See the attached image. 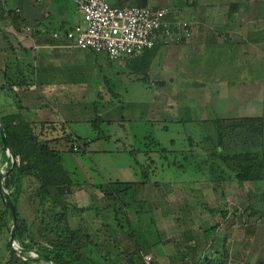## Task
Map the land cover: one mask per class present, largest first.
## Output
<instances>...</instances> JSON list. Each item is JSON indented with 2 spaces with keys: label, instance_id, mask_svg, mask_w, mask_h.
<instances>
[{
  "label": "rangeland",
  "instance_id": "obj_1",
  "mask_svg": "<svg viewBox=\"0 0 264 264\" xmlns=\"http://www.w3.org/2000/svg\"><path fill=\"white\" fill-rule=\"evenodd\" d=\"M171 1L174 2V0ZM240 1L242 3L240 5L241 16L245 17L243 18L245 21L243 25L235 27L242 28L243 37L247 40L256 36L262 38V42L258 43L257 49L252 51L249 49L250 44L247 43L245 56L240 54L239 57L228 56L226 58L225 62L231 59V63L234 64L238 59L243 63L244 66H239L240 71L237 70L238 68L235 71V67L232 66H226L230 71L223 74L209 73L208 71L201 79L204 83L202 86L200 81H197L199 84L194 82V85L193 83L186 84L184 81H179L177 77L182 74H179L174 67L169 65L164 69L162 77H165L168 82L177 79L175 80L179 82L177 84L182 85L183 83L182 86H185V88L182 90L173 89L174 93H172V90H164L162 91L163 94L158 97L160 99H158L155 97L159 87L156 82V74L146 79L148 73L146 71L149 67V60H153V58L155 63L159 62V68L162 67V51L155 50V48L148 49L142 52L143 58L135 65L128 61H117L111 66L113 70L119 73V75H116L118 82L115 81V84L121 96L117 99V103L121 104L119 102L122 101L125 103V107L121 110L118 106L116 110H112L108 114L103 113L104 116L97 113L93 114L95 117L100 115L99 117L105 120L110 118L118 121L111 125L107 124L106 121L100 122L103 132L111 136L108 141L93 142L89 147L92 150L91 154H64L65 167L75 171L77 179L92 180L101 184L108 180L135 181L141 178L139 168L134 166L133 157L129 153L126 151L104 153L99 151L102 148L118 150V148L127 147L130 149L144 136L151 134L165 145L171 139H175L177 143L175 146L180 149L189 142V136L193 137L194 119H209L215 116H264V0H251V4L250 0ZM222 11H225L224 16H226L229 6L226 4ZM172 12L178 15L176 17L178 21L186 22L181 12ZM237 15L239 16V13ZM251 16L256 19L254 23H250L248 20ZM151 66L153 67H150L151 70H157L156 65ZM131 67H134L137 73L132 71ZM194 69L196 70L193 67ZM190 75L194 80L199 77L198 74L192 75V73L187 72L186 74L183 73L182 76ZM195 76L198 77L194 78ZM151 102H153L155 109L149 106ZM148 108L150 109L143 112L144 117L142 118L141 109ZM137 110L140 112H134ZM166 124H168V128H164ZM71 127L79 135L96 136L91 124L81 126L72 123ZM183 162L186 163L184 160ZM4 171L7 172V165H5ZM180 174V172H177L176 175L179 176ZM159 175L160 173L157 172L153 179H162L161 185L165 184L163 190L161 188L141 189L136 197L126 199L128 201V211L131 215L130 223L127 222L124 212L120 213V219L117 216L115 209H119L120 202L113 204V207L109 210L95 209L90 212L89 209L88 213L82 216L84 219H88L96 230L99 228L101 231L100 233L91 232L96 240L103 242L111 237V241H113L114 234L117 233V242L122 247L125 244H127V247H134L136 243L133 245V242H135L133 239L135 237L138 239L143 251L136 256V259L125 262V264H135L136 262L137 264H143L142 254H151L154 260L153 264H183L180 252L186 251V248L184 244H181V241L186 238L185 230H190L193 233L194 226H211L219 222L222 223V226L233 228H244L245 230L259 228L264 230V179L247 186H240L236 181H223L221 184H217L209 182L204 177L201 178L202 174L193 170V167L190 166L186 168L178 182H167L165 178L172 175L170 170ZM25 187L34 190L36 183L34 180L27 182ZM159 199L160 201H158ZM137 202L145 203L136 204ZM97 204H100V202L97 201ZM19 209L29 219L37 218L34 217L36 216L34 204L29 202L19 207ZM136 209H139L140 212L135 213ZM148 209L152 213H149ZM222 211L230 212L227 218L224 219ZM252 211H255V213L253 214ZM98 212L101 213V217L96 220L95 214L97 215ZM48 217L49 220H53L52 217ZM152 218L155 219L153 222ZM77 222V220L71 219L73 227L78 224ZM103 222H109L110 224L106 227ZM119 222L122 227L118 225ZM131 227L132 230L136 231L135 237L131 236L132 238L125 233V231H130ZM122 228L125 231H121ZM158 237V241L155 242ZM9 239L10 230L0 228V259L14 254ZM18 245L20 244L18 243ZM20 247L22 248L21 245ZM152 247L153 249L157 248V254L152 252L154 251ZM27 253L32 258L36 257L30 251ZM18 264L50 263L42 258L38 261L31 259L30 263L20 261ZM120 264L124 263L121 262Z\"/></svg>",
  "mask_w": 264,
  "mask_h": 264
},
{
  "label": "crops",
  "instance_id": "obj_2",
  "mask_svg": "<svg viewBox=\"0 0 264 264\" xmlns=\"http://www.w3.org/2000/svg\"><path fill=\"white\" fill-rule=\"evenodd\" d=\"M110 2L115 6L128 4L170 7L172 11L181 12L185 17L183 19L188 25L187 30L190 35H185L183 28L180 30L179 41L163 40L156 44L155 50L163 52L161 68H159V62H154V58L148 62L146 78L156 74V82L159 84L156 98L162 95L164 90H172L174 93L173 89H184L183 83L177 84L179 83L175 81L177 79L186 84L193 83V85L194 82L197 84V81H200V85L203 86L201 79L208 71L223 74L230 71L226 66L235 67V71L238 68L237 70L240 71L239 66L243 63L238 59L234 64L231 63V59L225 62L226 58L239 57L240 54L245 56L247 43L250 44L249 49L252 51L262 42L260 36L247 40L243 37L242 28L235 27L243 25L245 21L243 20L245 17L241 16L240 7L232 17H229L230 5L236 2L241 5L240 0H174V2L171 0H111ZM226 4L229 6V11L224 16L225 11L222 10ZM5 7L7 10L17 11L19 28H15L8 18L0 20V113L2 115L19 112L18 103L20 102L23 106L21 109L23 115L37 124L35 128L37 134L42 132V136L55 137L57 129L62 128V124L67 125L69 132L78 134L72 129V123L81 126L92 124L96 118L93 114L97 112L104 116L103 113L108 114L116 110L118 106L123 110L125 103L122 101L119 102L121 104L117 103V99L121 96L115 84V81L118 82L116 75L119 73L111 66L117 61H128L135 65L143 58L142 53L128 60H113L106 53L64 46L65 41L53 37L54 32L66 31L76 24L85 26L82 16L74 5V0H5ZM176 17L178 15L175 12L170 13L168 19L172 25L177 21ZM248 20L254 23L256 19L251 16ZM150 64L156 65L157 70H151ZM169 65L179 74L183 75L187 72L192 75L198 74L199 77L195 76L194 78H198L194 80L191 75L185 77L180 75L177 79L168 82L165 77H162V73ZM193 67L196 70H193ZM131 69L137 73L134 67ZM7 74L19 81L26 80L27 83L15 84L11 87L7 82ZM149 104L152 109H155L153 102ZM149 109H141L142 118L143 112ZM40 123H43V126ZM52 125H56V129L52 128ZM4 151L6 150L0 147V168L3 170L8 164ZM99 151L113 153L107 148ZM73 172V178L77 179L75 171ZM85 180H79L78 185L66 189L64 199L78 208L90 209V212L95 209L109 210L111 202L98 187L99 183ZM151 188L156 187L148 185L142 189ZM160 188L163 190L165 184ZM97 201L100 204H97ZM29 202L34 204L36 209L34 217L37 218L31 220L20 213L30 222L39 225L37 204L34 199H30L28 194H23L19 207ZM71 219L76 220L74 217ZM85 222L86 230L93 233L101 232L99 228L96 230L88 219H85ZM212 226L193 227L194 238L189 242L193 245V264H264V230L259 228L245 230L221 225L214 231L211 229ZM228 232L230 235L225 246H222L223 242L219 239V242H215V246L210 244L211 238L212 240L214 237L224 238L225 233ZM93 238L96 240L94 235ZM124 247L131 248L127 247V244ZM153 250L152 252L156 253L157 248ZM23 255L28 256L27 253ZM145 255L147 254H142L143 259ZM2 258L0 264H18L20 261H25L24 257L16 251Z\"/></svg>",
  "mask_w": 264,
  "mask_h": 264
},
{
  "label": "trees",
  "instance_id": "obj_3",
  "mask_svg": "<svg viewBox=\"0 0 264 264\" xmlns=\"http://www.w3.org/2000/svg\"><path fill=\"white\" fill-rule=\"evenodd\" d=\"M239 7L238 2L231 4L229 17H232ZM3 18H8L15 28H19L17 11L7 10L5 0H0V20ZM7 82L11 87L15 84L27 83L26 80L19 81L10 74H7ZM18 106L19 112L16 114L2 115L0 113L7 139L16 158L19 159V162L16 161L11 170L12 162L7 150L4 149L0 135V147L6 150L4 151L5 158L8 161L4 187L10 194L17 210L16 241L27 250L26 253L37 249L51 255L60 264H120L121 262L125 264V262L136 259L143 248L135 237L136 231L132 230V227L130 231H125L123 228L120 230L125 231L130 237H135L133 245L136 243V246L134 245V247H122L117 242V233L114 234L115 237L112 236L113 241H111V237L103 242L95 240L91 232L84 228L86 222L82 216L88 213V209L78 208L64 199L65 190L80 182L73 178L74 172L65 167L64 154H91L92 150L89 147L93 142L108 141L111 137L103 132L100 122L106 121L111 125L118 121L105 120L99 117L100 115H96L91 124L96 136L73 134L67 130V125L62 124V128L57 129L55 137H46L42 136V132L37 134L35 130L37 124L23 115L21 112L23 106L20 102ZM97 114L100 113L97 112ZM40 125L43 126V123ZM51 127L56 129V125ZM168 127V124L164 126V128ZM188 139L189 142L186 146L178 149L175 146L177 144L175 139H171L165 145L150 134L144 136L130 149L125 147L111 151L129 153L133 157L134 166L139 168L141 174V178L135 181L108 180L105 183L97 184L111 202V207L116 202H120L119 209H115L119 219L120 213L124 212L127 222H131L126 199L136 197L139 190L145 186L161 187L162 179H153L157 172L161 175L170 170L173 176L165 178L169 183L180 181L189 166L202 174L201 178L204 177L209 182L217 184H221L223 181H236L240 186H247L264 179V116H215L209 119H194L193 137L189 136ZM158 169L160 170L158 171ZM177 172L181 174L177 176ZM33 180L36 183L35 189L26 188V183ZM23 194H28L30 199L35 200L39 225L30 222L20 213L19 204ZM138 203L145 202L136 204ZM147 211L152 213L150 209ZM134 212L139 213L140 210L136 209ZM229 213V211H222L224 219ZM252 213L254 214L255 211ZM48 216L53 220H49ZM73 217L76 220L79 218L77 220L79 223L75 227L71 225ZM95 217L100 218L101 213L98 212ZM11 220L10 210L0 197V228L11 230ZM154 220L152 218V222ZM108 224L110 223L103 222L106 227ZM221 224L218 222L211 229L216 231ZM118 225L122 227L120 222ZM185 235L186 238L181 241V244H184L186 251L180 252L181 260L183 264H193V245L189 242L193 241L194 235L190 230H185ZM229 235L228 232L225 233L224 238L214 237V240L211 238L210 244L215 246V242L220 241L223 242L222 246H225ZM158 239L159 237L155 242ZM25 258L28 263L31 259L35 261L42 259L40 257L32 258L29 255ZM153 262L154 260L152 264ZM143 264H146L144 259Z\"/></svg>",
  "mask_w": 264,
  "mask_h": 264
},
{
  "label": "built area",
  "instance_id": "obj_4",
  "mask_svg": "<svg viewBox=\"0 0 264 264\" xmlns=\"http://www.w3.org/2000/svg\"><path fill=\"white\" fill-rule=\"evenodd\" d=\"M74 5L85 26L76 24L66 31L54 32L53 37L65 41L64 46L92 49L106 53L113 60L132 59L163 40L179 41L183 28L184 34L190 35L186 22L177 20L171 24L169 7L115 6L109 0H74ZM14 245L20 247L17 241ZM144 260L152 264L153 257L147 254Z\"/></svg>",
  "mask_w": 264,
  "mask_h": 264
},
{
  "label": "water",
  "instance_id": "obj_5",
  "mask_svg": "<svg viewBox=\"0 0 264 264\" xmlns=\"http://www.w3.org/2000/svg\"><path fill=\"white\" fill-rule=\"evenodd\" d=\"M0 135L2 137L3 141V146L7 150L8 156L12 162V167L11 170L14 168L15 163H16V156L13 152V149L7 139V135L5 132L4 124L2 119L0 118ZM7 174V172H4L2 168H0V197L5 204V206L10 210L11 213V232H10V239H9V244L12 247V249L16 252H18L19 255L23 256V253H25L27 250L24 248H16L14 243L16 241V234L18 231V218H17V210L14 205V202L10 196V194L7 192V190L4 187V177ZM30 252L34 253L36 257L43 258L47 260L50 264H60L54 257L51 255L44 253L40 250L33 249L30 250Z\"/></svg>",
  "mask_w": 264,
  "mask_h": 264
}]
</instances>
